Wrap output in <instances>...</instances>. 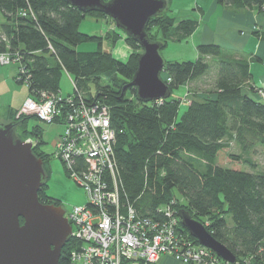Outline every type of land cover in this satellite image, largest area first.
Wrapping results in <instances>:
<instances>
[{
	"label": "trees",
	"instance_id": "16d2710c",
	"mask_svg": "<svg viewBox=\"0 0 264 264\" xmlns=\"http://www.w3.org/2000/svg\"><path fill=\"white\" fill-rule=\"evenodd\" d=\"M215 1L233 11H264V0ZM167 6L145 29L151 41L161 44V50L169 43L185 41L198 27L196 20L170 17ZM87 15L111 21L100 13L83 14L64 0H0V55L18 62L24 75L17 84L25 83L30 99L55 97L60 96L61 75L68 74L73 85L69 97L109 110L123 203L130 204L140 217L162 220L157 210L173 201L176 214L184 211L201 223L237 262L264 264V173L256 171L250 158L257 146L264 147V102L258 98V91L263 90L250 84L249 63L224 57L217 45H198L194 61H164L160 77L170 97L143 103L128 86L141 48L125 38L131 55L125 62L113 58L100 49L101 37L78 31ZM153 29L156 34L151 33ZM112 33L115 43L118 35ZM254 35L264 43V31ZM92 41L98 42L96 51L76 50ZM251 61L260 63L261 58L253 56ZM210 72L215 78L209 90L192 88ZM183 85L190 88L180 113V100L173 92ZM57 108L66 110L62 102ZM32 117L37 120L10 109L4 124L15 125L20 140L22 135L35 139L32 152L42 160L46 174L38 201L61 204L46 194L51 156L40 148L44 145L42 129L28 125ZM231 143L240 153L229 152ZM223 154L227 162L236 164L234 169L217 163ZM74 245L70 239L58 264H70Z\"/></svg>",
	"mask_w": 264,
	"mask_h": 264
},
{
	"label": "built area",
	"instance_id": "2783aa9c",
	"mask_svg": "<svg viewBox=\"0 0 264 264\" xmlns=\"http://www.w3.org/2000/svg\"><path fill=\"white\" fill-rule=\"evenodd\" d=\"M10 63L19 68L16 60L0 55L1 65ZM258 98L264 102V91H258ZM58 102L66 106L64 112L57 108ZM23 112L45 124L63 115L54 156L86 197L84 206L65 212L76 242L70 264H157L162 256L177 264H229L184 233L173 201L157 210L162 220L140 217L130 204L123 203L113 153L116 133L106 107L42 95L39 100L27 98Z\"/></svg>",
	"mask_w": 264,
	"mask_h": 264
},
{
	"label": "water",
	"instance_id": "95a60500",
	"mask_svg": "<svg viewBox=\"0 0 264 264\" xmlns=\"http://www.w3.org/2000/svg\"><path fill=\"white\" fill-rule=\"evenodd\" d=\"M64 1L83 14L100 13L110 18L126 39L141 48L128 84L140 102L170 97V90L160 77L164 66L161 44L151 41L145 31L149 20L165 10V0ZM14 128L13 124L0 123V264H58L71 227L61 206L38 201L37 193L46 183L43 163L33 154L30 142L16 137ZM177 215L182 227L200 246L224 262H236L234 255L216 242L201 223L184 211Z\"/></svg>",
	"mask_w": 264,
	"mask_h": 264
},
{
	"label": "rangeland",
	"instance_id": "374dc122",
	"mask_svg": "<svg viewBox=\"0 0 264 264\" xmlns=\"http://www.w3.org/2000/svg\"><path fill=\"white\" fill-rule=\"evenodd\" d=\"M202 3L208 2L209 0H200ZM167 6V14L170 17H173L175 20L180 19V17L187 18H196V11H193V6L190 5V0H168ZM205 4V3H204ZM187 7L189 11H187ZM184 11V13H180ZM184 15V16H182ZM176 20V21H177ZM78 31L82 34L90 35V36H99L102 38L100 49L108 54H110L113 58L125 62L128 60L131 55V49L125 43V35L119 29H117L114 25V22L108 20L106 18L95 17L91 15H87L79 24ZM115 33L118 35V39L115 43L111 42V35L109 33ZM112 33V34H113ZM152 34H156L155 30H151ZM97 41L82 43L76 47L77 51L80 52H93L98 48ZM189 46L185 43H169L166 48L160 51V55L165 62H182V61H190L193 58H189ZM223 56L226 57V50L223 51ZM190 59V60H189ZM9 65L16 66V73L14 76V80L16 83L23 81L22 76L24 75L18 66L14 63H10ZM215 78L214 72H210L204 78H202L198 83L192 86V88L197 87L201 90H209L211 88V84ZM23 85H19L18 88L23 92V97L26 96V87L25 83ZM60 92L67 96H62V98H69L68 95L73 94V85L71 78L63 73L60 78ZM190 86V85H189ZM188 85H183L179 89L173 92V96L179 98L180 100V113L184 110L186 98L188 95L189 87ZM28 97L25 98V100ZM24 100V101H25ZM66 100V99H64ZM23 101V103H24ZM64 102V101H62ZM23 103L18 110V115L23 114ZM62 114V113H61ZM59 116L58 119L52 122V124H45L41 122L39 119L35 120L33 117L29 120V127L31 126H39L43 132V141L44 145L40 148L46 154L51 156L50 162L48 165V180H47V190L46 194L56 200H59L61 203V207L67 213L74 206H84L86 203V197L82 188L78 187L75 182L67 175V171L64 169L61 162L55 158V144L59 138V136L63 132V115ZM26 116H31L32 114H23ZM35 116V115H33ZM36 117V116H35ZM37 118V117H36ZM0 123H4V120H1ZM21 138L24 142H30L35 144V139L32 137L25 138L22 135ZM33 148V147H32ZM230 153L238 154L240 150L235 143H231ZM250 158L256 166V171L264 173V147L257 146L256 153L250 154ZM220 161L225 163L223 167L234 169L236 164L227 162V156L222 155L220 159L217 160V163L220 164ZM222 165V164H221ZM243 169V167L241 168ZM71 239V236H70ZM69 239V241H70ZM76 246V242L75 245ZM70 258V255H69ZM157 264H177L173 260L167 257H161Z\"/></svg>",
	"mask_w": 264,
	"mask_h": 264
},
{
	"label": "crops",
	"instance_id": "0c3cea01",
	"mask_svg": "<svg viewBox=\"0 0 264 264\" xmlns=\"http://www.w3.org/2000/svg\"><path fill=\"white\" fill-rule=\"evenodd\" d=\"M205 3V4H204ZM190 0L196 18L190 19L198 22L196 31L185 41L189 48V59L194 61L198 54L196 48L201 44H214L222 51L226 50V57L234 60H243L249 63L251 74L250 84L264 91V43L254 33L264 31V11L258 13L255 10L233 11L220 7L215 0L204 2ZM187 11H189L187 7ZM184 13V11L180 12ZM184 16V15H182ZM189 19L180 17L177 21ZM253 56L261 58L260 63L251 61ZM15 65L0 64V118L4 120L8 110H19L27 97L19 90L14 80ZM68 75V74H67ZM69 76V75H68ZM60 95H64L60 92Z\"/></svg>",
	"mask_w": 264,
	"mask_h": 264
},
{
	"label": "flooded vegetation",
	"instance_id": "af4514ba",
	"mask_svg": "<svg viewBox=\"0 0 264 264\" xmlns=\"http://www.w3.org/2000/svg\"><path fill=\"white\" fill-rule=\"evenodd\" d=\"M59 201V200H58ZM52 205H55V206H61V204H54L53 202H52Z\"/></svg>",
	"mask_w": 264,
	"mask_h": 264
}]
</instances>
